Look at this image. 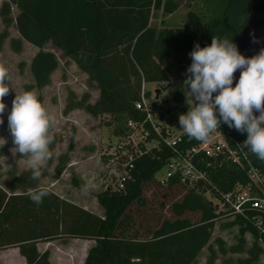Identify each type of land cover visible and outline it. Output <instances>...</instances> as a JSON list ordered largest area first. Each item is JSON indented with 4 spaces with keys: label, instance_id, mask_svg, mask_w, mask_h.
<instances>
[{
    "label": "trees",
    "instance_id": "16d2710c",
    "mask_svg": "<svg viewBox=\"0 0 264 264\" xmlns=\"http://www.w3.org/2000/svg\"><path fill=\"white\" fill-rule=\"evenodd\" d=\"M176 10L173 0H5L0 8L5 27L0 50L13 23L18 39L10 41L11 49L20 53L21 43L26 42L38 50L30 62L33 85L26 91L41 90L50 84L58 66L54 54L44 50L51 43L95 85L97 100L86 109L93 116L111 117L112 136L117 137L125 133L128 120L142 118L134 102L143 84L185 80L193 44L204 47L212 37H228V18L191 10L182 27L167 28L163 19L156 24L158 13L163 18ZM174 100L181 101L178 93ZM230 131L235 138L245 139L235 129ZM170 156L162 147L136 159L122 190L105 188L97 195L102 217L50 190L39 205L33 203L28 193L39 189L48 166L41 167V176L35 180L30 169L9 172L6 190L0 187V250L16 248L25 264H50L49 251L39 253L38 243L80 239L94 242L84 264H195L213 237L216 221L226 218L217 212L213 200L237 184L247 185L248 179L242 169L222 159L221 165L215 163L210 169L209 184L187 186L173 180L161 186L153 178ZM250 159L264 173V161L253 154ZM59 161L56 174L65 167L66 158ZM106 161L101 156L102 168ZM150 185L162 195L160 208L167 207L165 199L176 191L184 193L169 206V217L148 214L144 194ZM232 223L239 226L240 239L249 233L254 240L242 264H257L264 255L257 246L264 245V212L246 210ZM240 242L241 247L244 242ZM242 251L236 248L234 253Z\"/></svg>",
    "mask_w": 264,
    "mask_h": 264
},
{
    "label": "rangeland",
    "instance_id": "374dc122",
    "mask_svg": "<svg viewBox=\"0 0 264 264\" xmlns=\"http://www.w3.org/2000/svg\"><path fill=\"white\" fill-rule=\"evenodd\" d=\"M5 0H0V8ZM253 0H173L177 10L170 16L161 18L158 13L155 19L159 24L163 19L167 28H177L184 25L185 15L191 10L198 15L214 18H228L227 36L236 37L245 23L248 9ZM15 9H11V18L15 16ZM0 17V33L4 30ZM8 38L2 43L0 50V68L7 71V86L9 92L2 98L6 105L3 123H0V137L6 141L0 146V187L6 190L5 182L9 172L20 174L29 168L26 157L16 153L11 135L7 129V111L17 95L26 91L27 86L33 85L30 74V62L38 50L26 42L21 43V52L15 53L10 46L11 40L18 39V33L12 23L7 29ZM235 39V38H234ZM44 50L54 54L58 66L51 75V82L41 90L32 89L31 92L42 98L44 108L54 116V122L49 130L53 142L49 145L50 159L41 167L48 166V175L38 188L45 187L60 198L83 208L97 216H103V210L97 203L96 197L105 190L110 177L104 172L100 158L106 145L112 141L113 120L109 116H93L87 111V106L95 104L98 92L88 76L78 66L65 58L51 43L45 45ZM177 92L166 90L163 93L165 104L173 107L168 116V126L174 133L183 132L178 125V115L187 111L191 104L186 92L184 80H174ZM147 84L146 89H152ZM183 99L174 100L175 94ZM194 103V101H193ZM189 104V105H188ZM165 106V107H167ZM110 126H109V125ZM66 158L65 167L57 174L56 168L61 158ZM165 168L155 174L153 181L163 175ZM87 187L85 191L84 188ZM150 185L145 189V202L148 214L152 211L156 216L169 217V206L177 201L184 193L176 191L173 196L165 199L166 208H160L163 201ZM18 192V191H17ZM147 221V216L144 218ZM233 218H222L215 223V230L208 246L203 249L195 264H242L248 260L247 252L253 245V237L246 233L240 239L239 226L232 223ZM240 240L243 245L240 247ZM94 245L93 241L68 239L37 244L39 253L49 251L50 264H84L86 253ZM264 250L262 243L257 245ZM236 248L243 251L240 254ZM264 263V255H260L257 264ZM0 264H25L16 248L0 250Z\"/></svg>",
    "mask_w": 264,
    "mask_h": 264
},
{
    "label": "clouds",
    "instance_id": "9594fccd",
    "mask_svg": "<svg viewBox=\"0 0 264 264\" xmlns=\"http://www.w3.org/2000/svg\"><path fill=\"white\" fill-rule=\"evenodd\" d=\"M188 56L190 64L185 70L184 85L191 104L178 115L179 128L188 137L203 142L223 123L245 135L241 149L264 161V48L246 57L231 38L212 37L204 47L194 43ZM237 71L239 75L233 84ZM8 92L7 71L0 68V123L4 122L6 109L2 98ZM6 119L16 153L26 157L32 179H39L41 166L51 156L49 145L53 136L49 130L54 116L34 93L23 91L15 93ZM5 142L0 137V146ZM48 194V189L41 187L28 196L39 205Z\"/></svg>",
    "mask_w": 264,
    "mask_h": 264
},
{
    "label": "built area",
    "instance_id": "2783aa9c",
    "mask_svg": "<svg viewBox=\"0 0 264 264\" xmlns=\"http://www.w3.org/2000/svg\"><path fill=\"white\" fill-rule=\"evenodd\" d=\"M152 85L149 90L146 89L147 84H143L139 98L134 102V108L142 118L128 120L125 133L113 136L102 153L107 160V178L108 175L110 177L106 188L122 190L125 181L130 178L134 161L152 149L160 151L163 147L171 156L163 167V175L157 180L159 185L173 180L187 186L209 184L210 169L215 163L221 165L226 160L244 171L248 183L245 186L237 184L232 191L221 194L220 199H214L217 212L226 218L242 216L246 210L264 212V173L252 164V154L241 149L243 139L235 138L223 123L203 142L188 137L184 132L174 133L167 123L173 107L165 104L162 93L166 90L177 92L174 81ZM219 158L221 160L216 161Z\"/></svg>",
    "mask_w": 264,
    "mask_h": 264
},
{
    "label": "water",
    "instance_id": "95a60500",
    "mask_svg": "<svg viewBox=\"0 0 264 264\" xmlns=\"http://www.w3.org/2000/svg\"><path fill=\"white\" fill-rule=\"evenodd\" d=\"M233 43L236 44L238 51L246 57L255 55L261 48H264V0L252 1L245 23ZM238 75V71L234 73V82ZM256 114L254 112V115Z\"/></svg>",
    "mask_w": 264,
    "mask_h": 264
},
{
    "label": "crops",
    "instance_id": "0c3cea01",
    "mask_svg": "<svg viewBox=\"0 0 264 264\" xmlns=\"http://www.w3.org/2000/svg\"><path fill=\"white\" fill-rule=\"evenodd\" d=\"M180 95V94H179ZM180 97H181V100L183 99V97L180 95Z\"/></svg>",
    "mask_w": 264,
    "mask_h": 264
}]
</instances>
